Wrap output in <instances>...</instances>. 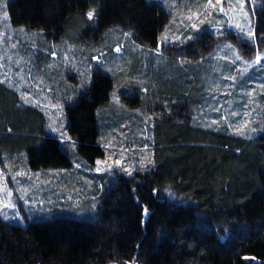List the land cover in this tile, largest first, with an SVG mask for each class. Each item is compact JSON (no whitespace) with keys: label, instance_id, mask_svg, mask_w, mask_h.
<instances>
[{"label":"trees","instance_id":"16d2710c","mask_svg":"<svg viewBox=\"0 0 264 264\" xmlns=\"http://www.w3.org/2000/svg\"><path fill=\"white\" fill-rule=\"evenodd\" d=\"M93 7L99 15L89 21L85 14ZM7 12L12 25L39 30L54 41H95L107 50L105 41L116 31L132 33L126 37L136 45L156 49L168 21L157 0H10ZM258 13L262 24L257 36L264 31V7ZM197 39L205 48L213 37L206 33ZM182 48L187 57L201 56L191 45ZM167 61L178 77L173 85L153 90L169 100L168 108L163 100L158 106L133 103L161 109L151 120L150 166L108 185L93 217L25 226L0 218V264L264 263V129L247 139L193 124L190 118L201 95L193 98L191 90L198 80L189 78L190 67ZM114 80L112 73L94 71L90 85L65 107V129L76 144V156L86 164L103 155L99 122ZM141 91L132 92L137 97ZM173 97L181 105L173 104ZM118 114L129 116L125 110ZM3 157L21 159L32 170L73 166L63 143L47 133L44 113L20 104L18 94L0 83Z\"/></svg>","mask_w":264,"mask_h":264},{"label":"rangeland","instance_id":"374dc122","mask_svg":"<svg viewBox=\"0 0 264 264\" xmlns=\"http://www.w3.org/2000/svg\"><path fill=\"white\" fill-rule=\"evenodd\" d=\"M9 1L0 0V80L7 77L11 81V87L4 84L18 94L20 104L36 107L44 113L47 133L63 143L73 166L32 170L21 159L1 158L0 189L7 185L12 191L11 202L16 205L0 210V218L4 221L25 226L29 222L54 218L82 220L93 217L97 202L108 185L120 176H129L124 168L133 173L142 169L147 160L152 161L150 145L154 123L151 120L161 109L137 107L138 104L133 103L158 106L163 100L160 91L153 88L173 85L178 77L170 73L168 58L185 68L190 67L189 78L198 80L191 90L193 98L200 99L201 95L190 118L193 124L216 131L225 129L229 134L247 139L264 129V67L253 65L244 71L247 67L244 61L254 59L258 50L264 51V31L256 35L257 25L262 24L258 21V12L263 7L258 8L253 17L244 0L249 19L255 24V40L247 41L235 27L237 24L247 27L246 19L236 7L238 0H211V4L209 0H157L168 12V21L158 39L159 51L136 45L120 31L112 32L110 38L109 31L105 33L104 39L108 38L105 43L110 45L107 50L95 41L77 44L54 41L39 30L12 25L7 12ZM257 3L260 0H253L254 7ZM192 24L197 28L193 29ZM206 33L213 39L206 41L204 48L197 38L205 37ZM227 35L235 39H227ZM228 44L232 48H226ZM184 45H191L201 56H185L182 54L183 50L187 51L182 48ZM117 47L121 48L120 52L116 51ZM236 54L242 59L236 60ZM96 57L101 58L99 63ZM260 63L264 65V58ZM94 71L112 73L115 80L110 104L101 109L98 143L103 155L92 164H86L76 156L75 148L60 139V132L67 133L66 105L73 103L90 85ZM184 72L189 71L185 69ZM148 83L152 84L151 90ZM136 88L142 89L137 97L132 92ZM24 94L35 103H26L22 99ZM172 103L181 105L182 101L173 97ZM168 105L169 100H166L163 107L167 109ZM119 110L129 113L128 118L119 117ZM53 128H60V131ZM237 128L242 130V135ZM118 159L122 161L120 168L95 170L107 168ZM97 161L106 163L98 165ZM169 199L174 200L171 195ZM6 202L0 191V203Z\"/></svg>","mask_w":264,"mask_h":264},{"label":"snow or ice","instance_id":"6c2138e0","mask_svg":"<svg viewBox=\"0 0 264 264\" xmlns=\"http://www.w3.org/2000/svg\"><path fill=\"white\" fill-rule=\"evenodd\" d=\"M217 2H219V0H217ZM247 3H248L249 10L253 13V17L255 15V11L258 8L264 7V0H260V3H257L255 7L253 6V0H247ZM209 4H211V0H209ZM211 6L215 7V5H211ZM5 7H6V5H5ZM236 7H238L239 12L246 19L247 27L242 26L241 24H237V25H235V27L238 30H240V32L243 34V37H244L245 40H247V41L255 40V24L253 23L252 19H249V11L245 10V2H244V0H238V4H237ZM220 10L223 11V8H221ZM85 15H86V17H87V19L89 21H94L96 19V17L99 15V11H98L97 8L93 7L90 10H88ZM4 18L7 19V12L6 11H4ZM189 18L191 19V17H189ZM191 27L193 29H196L197 25L196 24H192ZM20 30L23 31V29H20ZM221 34H223V33H221ZM124 35L125 36H131L132 33H124ZM187 39H193V37H187ZM165 40H167L166 36H165ZM225 47L226 48H232V45L228 44V45H225ZM116 51L120 52L121 48L117 47ZM157 51H159V48H157ZM262 58H264V51L258 50L256 52V55H255L254 59H252L251 61H247V60L244 61V63L247 65V67L244 69V71L246 72L247 68L248 67H252L253 65H259L261 67H264V65H261V63H260ZM96 59H97V61L99 63L101 58L100 57H96ZM235 59L236 60H241L242 57L239 54H236L235 55ZM233 79H234V77H233ZM0 83H8L9 87L12 86L11 81L8 80L7 77L5 78V80H0ZM22 99H24V101L26 103L27 102L35 103V101L30 100V97L28 96V94H24L22 96ZM114 99L118 100V98H114ZM53 107H55V106H53ZM233 115H236V113H233ZM213 123H215V122H213ZM244 126L246 127L247 125H244ZM50 127H51V125H50ZM61 127H62V125H61ZM53 130L59 132L60 128H53ZM236 131L239 134H241V135L243 134V132H242V130L240 128H237ZM60 139L63 142H65L67 144H70L71 147L75 148V146H76L75 142L72 141V138L69 137L66 132H60ZM96 163L98 165H103V164L106 163V161H97ZM151 163H152V161L149 159V160H147V162L143 166L146 168L147 165H149ZM114 166L118 167V168L122 167V161L118 159V160L114 161V164H108L107 168L97 167L95 170L97 172H100V171H111V169ZM77 167H79V165H77ZM123 170L126 171L129 176L132 174L131 170H129L127 168H124ZM0 191L3 192V199L7 201L6 203H0V210L15 208L16 205H14L11 202L12 191L7 188V185H4V187L2 189H0ZM24 191H27V190H24ZM144 212H145V214H147L148 213V209L145 208ZM5 218H8L6 214H5Z\"/></svg>","mask_w":264,"mask_h":264},{"label":"water","instance_id":"95a60500","mask_svg":"<svg viewBox=\"0 0 264 264\" xmlns=\"http://www.w3.org/2000/svg\"><path fill=\"white\" fill-rule=\"evenodd\" d=\"M253 262H259V263H261V264H264L263 261H261V260H257V259H254Z\"/></svg>","mask_w":264,"mask_h":264},{"label":"bare ground","instance_id":"6f19581e","mask_svg":"<svg viewBox=\"0 0 264 264\" xmlns=\"http://www.w3.org/2000/svg\"><path fill=\"white\" fill-rule=\"evenodd\" d=\"M210 39V38H209ZM212 40V39H211Z\"/></svg>","mask_w":264,"mask_h":264}]
</instances>
